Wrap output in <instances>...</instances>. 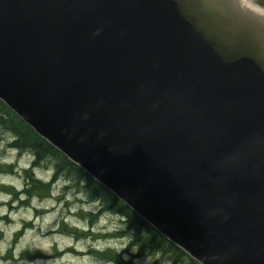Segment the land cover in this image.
<instances>
[{
	"label": "water",
	"instance_id": "obj_1",
	"mask_svg": "<svg viewBox=\"0 0 264 264\" xmlns=\"http://www.w3.org/2000/svg\"><path fill=\"white\" fill-rule=\"evenodd\" d=\"M166 1L28 0L0 20V99L200 264H264V14L233 0ZM195 25L232 53L217 59L218 44H201ZM47 70L61 78L48 83L60 92L54 118L32 102ZM95 96L116 105L105 127L87 108ZM74 118L99 134L58 127ZM231 191L240 198L229 204ZM194 193L201 206L187 199Z\"/></svg>",
	"mask_w": 264,
	"mask_h": 264
},
{
	"label": "bare ground",
	"instance_id": "obj_2",
	"mask_svg": "<svg viewBox=\"0 0 264 264\" xmlns=\"http://www.w3.org/2000/svg\"><path fill=\"white\" fill-rule=\"evenodd\" d=\"M172 1H174V0H172ZM233 1L236 2L238 5L243 4V7L247 11H249L251 14L252 13H258V12L264 14V8L263 7H259L255 4H253V2L251 3L249 0H233ZM159 2L163 3L162 5L167 3L166 0H162V1L159 0ZM27 3H28V0H22V1L21 0H0V20L7 19L12 12H14L15 10H17L19 8H23L24 10H28ZM188 4H190V3H188ZM174 6L178 7V4L174 3ZM190 6H192V5H190ZM193 9L196 13L199 12L198 8L194 7ZM183 16H181L179 14H172L171 15V13H170L167 17H168V20H170L172 17L173 19H177V20L181 21L182 23H186L188 21L187 14L183 13ZM133 18H135V16H133ZM191 32L193 34H195V36L198 39H201L200 40L201 44L209 45L212 41H214L218 44V47L220 49L221 54H217V57H216L217 59L221 58L222 55L226 56V55H229L232 53V50L227 45H225L222 41H220L218 38H216L211 32H209L208 35L205 38H203V36L205 35V32H202L201 30H199V28L196 25H195V27L191 28ZM56 33H58V32H55V34ZM178 41L181 43H185V42L189 43V41L187 39L186 40L184 39V41L177 40L174 43H176ZM191 41L196 42L195 40H191ZM176 52L181 53L180 45H178V50ZM218 52H219V50H218ZM212 54H213V51L211 52L210 55H212ZM226 71H228V69H226ZM78 75L80 76V73H78ZM51 77L52 78L54 77L56 79L55 81H58L61 79L60 77L55 76L50 70H47V75L38 76V79H43L45 81H41L38 83L36 82L35 87H34L35 97L32 100V102L36 104L37 110L40 113L41 117L42 116H47V117L50 116V118H54L50 114L52 112H54L57 108V106H56L57 103H55V102L58 100L60 92L58 90H53V89L50 90L48 83L50 80H54ZM73 78L79 79L77 77H73ZM57 84H60V82H57ZM78 84L82 85L83 88H85V87L92 88V89H94V91H97L96 88L99 86V85L86 84L83 81H80ZM241 85L242 84L239 82H236L235 84L226 83L224 91H222V92L216 91V93L221 95V96H226L227 93L235 91V89H240ZM261 87L262 86L259 85V89H261ZM59 88L63 89L64 84L63 83L60 84ZM75 93L76 92H74L72 94H75ZM0 100H2V99H0ZM2 101L5 104H7L4 100H2ZM178 107H179V105L177 106V108ZM247 107H248L249 111H250V109H252V105L250 103L248 104ZM87 108H89V110L92 112L91 114H94L96 116H98V115L101 116V119L103 121L102 126H104V127L107 125L108 122L112 121L113 118H116V119L118 118L117 113H116V105H110V103L104 102V100L100 101L99 98L96 96L94 98L92 97V99L87 104ZM85 112H88V109H85ZM67 122L68 121H64V122L59 123L58 127L59 128L60 127L61 128H67L68 124L76 125L78 127L84 128L89 133H96L97 135L99 134V132L96 130V128H93L90 125V123L86 120H80L79 121V120L74 118V120H72L68 123ZM31 128L37 134H40L36 128H34L33 126H31ZM133 128H135V127L133 126ZM120 130H122V129H120ZM135 130H137V129H135ZM136 135L141 140L146 141V142L148 141V139L143 136L142 132L136 131ZM16 140H17L16 136L10 132H8V133L6 132V134L4 136H2V138L0 139V146L3 145L1 147V149H3L5 147L7 149V151H12L13 154L15 155L14 158L11 159L9 162L8 161L5 162V161L0 160V168H1L0 174L10 175V174L17 173L18 167L15 166V164L19 160V157L21 158L22 156L28 155V156H30V162L27 164L26 167H24L22 169L21 177H22L23 183H22L21 187H17L14 185H7L5 183H1V185H0V187L3 190H7L9 195L12 196L10 198V200H8V201H6V200L0 201V226H6V225L10 224L11 221H13V219L10 217L9 214H10V212H13L17 203L20 205V207H22V206H30L31 207L33 200H37L38 202H43L45 200H51L53 202V200H54V201L58 202V204L60 203L59 205L64 206L65 210L69 209V211L62 214L61 217H58V219H59V221L57 223L58 227H56V229L48 230L50 232L46 231L45 235H47L49 237H54L53 235L60 234V235H65V236L76 237V238H78L77 241H84V240L86 242L89 241L90 243L88 245V249L86 251V254L93 257L94 259H96L98 261L108 260L109 264H146L147 260H151V258H150L151 255L143 254L141 256H137L136 255V253H137L136 247L134 250H133L134 247L130 248V243H133L132 238H130V234H134V231H132V229H130L127 226H123L122 229L116 230L115 234H114V236H116V235L119 236V234H120V236H124L128 240L127 241L128 246H127V248L123 249L124 251H122V250L121 251L120 250L115 251V250L111 249L110 246L107 247L106 249H104L102 247H99V245H96L97 242H99L100 240L109 236V235H107L108 233H107L106 227L103 229L96 227V224H97L96 218L98 217V215H101L104 212H108V211H106L107 208L101 202H98L97 208H98V210L100 209L98 212H95L94 209H91V208L87 210V208L85 206L92 205V203L89 200V198L87 197V195L83 194V193H85V191L80 190L79 189L80 186L77 185V183L75 181H73L72 179L64 178L63 176L59 175L58 170L54 167L56 165H54L49 160L35 157V155L32 152H30L29 150H26L24 145L21 144L20 142L15 144ZM47 141L52 144V142H50L49 140H47ZM152 144H156V143L153 142ZM55 147L58 151H61L66 157H68V155L65 153L66 147L64 145H57ZM234 153L235 152H232L228 155L221 156L220 160L223 162H230L231 158H234L236 155ZM0 154H1V152H0ZM2 156L5 157V155H2ZM1 159H3V157ZM70 160L73 161L74 163H76L77 165H79L82 169H84L86 171V169L83 166H81L79 163L75 162L72 159H70ZM241 165L242 164L239 162H232L231 164L230 163L228 164L229 167L227 166V168L230 170H233V171H237L238 168H241ZM215 170H220V167L219 166L215 167ZM205 172L209 173L207 170ZM210 180L213 182H216V184L219 183V180L217 177L210 178ZM98 182L100 184H102L100 181H98ZM57 188H59V189H57ZM209 194H210L209 192L203 191V192L197 193V196H201V198H202V197H208ZM195 195H196V193H194V195H192L191 197H187V199L189 198V202L191 204H197V205L201 206L202 199L200 197H198L197 200H192V198L195 197ZM130 196L134 200L141 199V194L139 192H132L130 194ZM72 198L74 200H77L78 202L72 203L71 202ZM85 198H87L88 203L85 200ZM235 198H240L239 193L231 191L228 193L227 202H229V204H230V202H233V200ZM208 201L211 202V200H208ZM215 202H217V199ZM126 204L128 206H130L129 203L126 202ZM3 206L10 208L9 211L2 213ZM215 207H216L215 203H212L211 208H210L211 211H213L217 214L218 219H223V216L225 213L222 212L221 210H215ZM45 209L46 208H43L42 211H38V215L39 214L41 215L45 212H48V210H45ZM39 210H41V209H39ZM40 215H39V217H40ZM37 216H36V219L33 221L31 219H28V220L25 219L24 221H22L20 223V227L17 229L19 234L16 233L15 236L13 237V239H14L13 240V246L11 245L6 249V251H7L6 254H8L10 256V258L19 259L22 261H27L31 258V256H33V258H35V259H38L41 257L42 251H36V253L31 255V252L29 250L21 249L18 251V249H17V246H18V244H17L18 240L17 239L19 238L18 235H20V233L23 234L26 231H30V230L35 229L36 228L35 223H37V221H38L37 218H39ZM73 218H76V220H73ZM206 218H207V221L210 223L215 222L214 220H212L213 218H210L209 215ZM143 219L147 223H150L146 218L143 217ZM78 221L80 223H78ZM52 224H54V223H52ZM54 226H55V224H54ZM4 234H5V232H4ZM105 240H107V239H105ZM65 253H72L75 256L83 255V252H79L78 250H76L73 247L65 248L64 253H62L61 255L65 254ZM108 253H110L111 255H109ZM43 255H42V257H43ZM154 262L156 263V260H154ZM159 264H163V263H159Z\"/></svg>",
	"mask_w": 264,
	"mask_h": 264
},
{
	"label": "rangeland",
	"instance_id": "obj_3",
	"mask_svg": "<svg viewBox=\"0 0 264 264\" xmlns=\"http://www.w3.org/2000/svg\"><path fill=\"white\" fill-rule=\"evenodd\" d=\"M249 1L251 3L253 2V4L259 7L264 8V0ZM2 146H0V160L9 162L14 158L15 155L12 151H7L5 147L1 149ZM2 155H5V157ZM2 157L3 159H1ZM29 162L30 156L27 155L22 156L21 158L19 157V160L15 164V166L18 167V172L10 175L0 174V185L1 183H5L7 185L21 187L23 183L21 177L22 169L26 167ZM11 197L12 196L9 195L7 190H3L0 187V201H8ZM85 200L88 203L87 198H85ZM71 202L73 203L78 201L72 198ZM91 203L92 205L85 206L87 210L91 208L94 209L95 212H98L100 210H98L97 208L98 202L91 201ZM59 204L54 200L53 202L51 200H45L43 202L33 200L31 207H20L18 203L16 204L13 212H10L9 214L13 221H11V223L6 226H0V264H109L108 260L98 261L86 254L88 245L90 243L89 241H77L78 238L76 237L60 234L53 235L54 237L45 235L46 231L50 229H56V227H58V217H61L62 214L69 211V209L65 210L64 206ZM43 208H46L45 210H48V212H45L41 215L39 214V217L38 211H42ZM9 209L10 208L3 206L2 213L9 211ZM36 216L39 217L37 218V223H35L36 228L30 231H26L23 234L20 233V235H18L19 238L17 239V249L18 251L21 249L29 250L31 252V255L36 253V251H42L41 257L35 259L33 258V256H31V258L27 261L10 258V256L6 254V249L11 245L13 246V237L16 233L19 234L17 229L20 227V223L25 219H31L33 221L36 219ZM73 220H76V218H73ZM52 223H54L55 226ZM78 223L80 222L78 221ZM96 223V227H99L101 229L106 227L108 233L107 235H109L108 237H105L104 239L97 242L96 245H99V247H102L104 249L110 246L111 249L115 251H124L123 249L127 248L128 240L124 236H120V234L119 236H114L116 230H120L123 226H126L124 219L120 218V216L116 215L115 213L104 212L103 214L98 215V217L96 218ZM3 231L5 232V234ZM67 247H73L79 252H83V255L75 256L72 253H65L61 255L62 253H64V250ZM134 249L135 247L133 248V250ZM159 254L160 253L158 252L155 255L150 256L151 260H147L146 264H154V260L157 259V256ZM161 262L165 264L166 259H162Z\"/></svg>",
	"mask_w": 264,
	"mask_h": 264
},
{
	"label": "trees",
	"instance_id": "obj_4",
	"mask_svg": "<svg viewBox=\"0 0 264 264\" xmlns=\"http://www.w3.org/2000/svg\"><path fill=\"white\" fill-rule=\"evenodd\" d=\"M6 132L16 136L15 144L20 142L35 157L49 160L56 165L54 167L58 170L59 175L75 181L80 186L79 189L85 191L83 194L87 195L90 201L101 202L107 208L106 211L115 213L124 219L125 225L134 231V234H130L133 242L130 243V248L136 247L137 256L143 254L153 256L159 252L155 264L162 263L164 258L166 259L165 264H200L172 244L130 206L61 151H58L54 145L37 134L31 126L0 100V139Z\"/></svg>",
	"mask_w": 264,
	"mask_h": 264
},
{
	"label": "clouds",
	"instance_id": "obj_5",
	"mask_svg": "<svg viewBox=\"0 0 264 264\" xmlns=\"http://www.w3.org/2000/svg\"><path fill=\"white\" fill-rule=\"evenodd\" d=\"M241 6L243 7V4Z\"/></svg>",
	"mask_w": 264,
	"mask_h": 264
}]
</instances>
